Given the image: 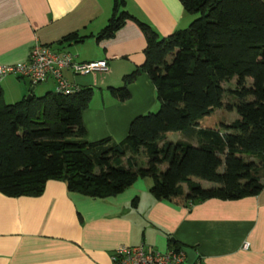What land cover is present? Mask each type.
Wrapping results in <instances>:
<instances>
[{"label": "trees", "instance_id": "16d2710c", "mask_svg": "<svg viewBox=\"0 0 264 264\" xmlns=\"http://www.w3.org/2000/svg\"><path fill=\"white\" fill-rule=\"evenodd\" d=\"M178 2L196 18L167 37L131 16L125 0H112L107 24L94 37L111 39L131 21L146 40L143 64L123 76L119 88L106 90L115 101L125 102L128 87L145 74L155 89L157 111L134 118L121 142L85 140L82 112L92 88L40 97L31 92L29 99L6 104L0 86V194L39 197L53 180L63 182L70 193L104 199L149 178L154 200L183 198L191 207L262 191L264 0ZM90 37L71 33L57 45ZM216 110L235 111L238 119L203 128L200 121ZM169 133H180L184 140L168 141ZM197 180L215 187L204 190ZM170 245L183 247L176 241Z\"/></svg>", "mask_w": 264, "mask_h": 264}, {"label": "crops", "instance_id": "0c3cea01", "mask_svg": "<svg viewBox=\"0 0 264 264\" xmlns=\"http://www.w3.org/2000/svg\"><path fill=\"white\" fill-rule=\"evenodd\" d=\"M111 9L112 0H0V67L27 62L36 44L68 52L78 63L107 62L104 75L64 72L77 89H93L82 112L87 142H121L134 118L157 108L155 89L145 74L128 87L125 102L115 101L106 90L120 86L123 76L143 64L146 47L131 21L113 38L96 41ZM125 10L160 37L186 29L193 19L178 0H125ZM71 33L91 37L57 45ZM21 80L26 79L14 76L0 84L4 100L15 103L30 93ZM41 84L46 85L44 93L54 92V81ZM151 186V179H138L116 196L96 199L50 180L39 197L0 194V264H109L119 247L144 245L163 253L175 241L195 251V264H264V188L254 197L187 207L183 198L154 200Z\"/></svg>", "mask_w": 264, "mask_h": 264}, {"label": "built area", "instance_id": "2783aa9c", "mask_svg": "<svg viewBox=\"0 0 264 264\" xmlns=\"http://www.w3.org/2000/svg\"><path fill=\"white\" fill-rule=\"evenodd\" d=\"M69 71L74 77L104 75L109 72L106 61L78 63L68 52L57 51L48 45L36 44L30 51L27 62L0 67V79L14 75L26 79L31 86L52 80L55 92L68 94L77 90L74 84L64 78ZM247 245H244L246 248ZM109 264H186L185 254L173 248L166 252H158L144 245L122 246L112 251Z\"/></svg>", "mask_w": 264, "mask_h": 264}, {"label": "rangeland", "instance_id": "374dc122", "mask_svg": "<svg viewBox=\"0 0 264 264\" xmlns=\"http://www.w3.org/2000/svg\"><path fill=\"white\" fill-rule=\"evenodd\" d=\"M194 20L196 18V16H192ZM189 26V25H188ZM187 26V27H188ZM4 77H2L0 79V84H3L5 83L6 79H10V78H14V76H11V75H8V76H5V80L2 82V79ZM2 82V83H1ZM20 83L24 84L26 86V90H30L31 89V86L29 85V82L28 80H21L19 81ZM99 86H100V82H98ZM46 85L45 84H40V85H37V86H34V91H33V94L36 96V97H40V96H43L45 93L43 91H45L46 89L43 88L45 87ZM233 86V82L231 84H228V85H225V87H232ZM99 87H96V90H99L98 89ZM114 88H119V86H115ZM95 90V89H94ZM25 96H28L25 95ZM10 99H7L6 101V98H5V102L6 104H12L10 103V101H8ZM228 98L226 97L225 98V101H227ZM157 111V108L150 111V112H156ZM238 119V116L236 114V112H227V111H224V110H216L214 112V114L208 116V117H204L201 121H200V125L201 126H204V125H207L209 124V126H218L220 123H223V122H227V123H230L234 120ZM167 137V140L168 141H171V142H177L179 140H184V136L181 135L180 133H169L166 135ZM165 166H162V169H164ZM220 172L222 171V169L219 170ZM197 182L200 184L201 188L204 189V190H207V189H210V188H213L215 187L214 184L212 183H208V182H204V181H198Z\"/></svg>", "mask_w": 264, "mask_h": 264}, {"label": "water", "instance_id": "95a60500", "mask_svg": "<svg viewBox=\"0 0 264 264\" xmlns=\"http://www.w3.org/2000/svg\"><path fill=\"white\" fill-rule=\"evenodd\" d=\"M31 92H33V88L30 89V93L28 94V96H26L27 99H29L31 97ZM184 254H185V263L186 264H195L198 257L195 253V251L191 248L188 247H182L180 249Z\"/></svg>", "mask_w": 264, "mask_h": 264}]
</instances>
